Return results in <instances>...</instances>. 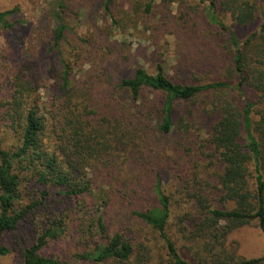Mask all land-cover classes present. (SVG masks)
Listing matches in <instances>:
<instances>
[{"label": "rangeland", "instance_id": "1", "mask_svg": "<svg viewBox=\"0 0 264 264\" xmlns=\"http://www.w3.org/2000/svg\"><path fill=\"white\" fill-rule=\"evenodd\" d=\"M57 1L0 0V11L19 9L8 17L13 23L11 29L0 23V146L13 150L19 145L9 116V102L18 92L23 96L21 109L34 107L44 118L49 148L65 145L67 135L75 129L70 125L73 120L79 130L90 136L93 145L97 141L107 143L102 148L97 146L101 153L94 161L90 159L88 169L91 196L104 204L101 210L108 226L106 233H122L134 246L133 258L144 256V264L168 258L166 244L158 232L131 213L133 207L158 204L154 184L159 179L171 202L168 232L182 255L190 259V233L181 230L199 215L195 193L207 196L214 206L219 204L218 163L207 157L208 148L196 127L183 136H164L157 131V112H146L159 105L160 93L144 90L136 102L129 99L120 84L138 67L154 73L158 64L176 81L236 82L231 71L229 35L217 21L233 28L244 40L260 28L264 0H250L259 11L257 19L247 25L234 23L231 14L223 9L224 0H214L213 6L211 0H115L111 14L105 11V0H66L64 19L68 29L59 48L54 49ZM231 94L242 106L238 94ZM248 94L255 100L252 91L248 90ZM211 96L178 102L177 120L185 116L198 125L204 119L201 108ZM126 106L132 109L126 110ZM210 119L207 122L211 123ZM76 120L80 125L85 123L83 129ZM90 133L94 135L92 139ZM24 175L25 180L30 179L28 171ZM35 181L23 184L22 202L42 198V190L47 187ZM50 190L47 198L58 205L57 217L68 216V227L41 252L71 260L75 253L95 247L100 238L93 223L97 214L90 197L89 203L80 200L71 204L54 194L55 188ZM43 224L41 221L40 227ZM38 234L26 223L6 232L2 244L9 252L0 255V264L21 262L24 249ZM94 234L96 237H91ZM228 242L238 245L240 257L264 255V233L256 221L234 230Z\"/></svg>", "mask_w": 264, "mask_h": 264}, {"label": "trees", "instance_id": "2", "mask_svg": "<svg viewBox=\"0 0 264 264\" xmlns=\"http://www.w3.org/2000/svg\"><path fill=\"white\" fill-rule=\"evenodd\" d=\"M115 0H105L104 7L111 14V4ZM210 5H214L211 0ZM223 9L230 13L236 25H247L257 19L259 11L256 3L250 0H224ZM67 10L66 0L57 1L55 15L56 27L53 48H59L64 39L68 24L64 19ZM19 9L14 7L0 11V23L11 29L8 17ZM217 24L229 35L232 75L238 80H217L205 83H190L174 80L162 64L156 72L150 73L145 67H138L131 77L121 81L132 101L141 100L144 90L162 95L156 108L149 107L146 113L157 112V131L164 136L175 133L189 135L199 129L206 148L207 157L213 158L220 169L218 184L220 197L218 205L201 193H195V203L199 215L191 223L183 225L184 233L189 232L193 255L184 257L168 232L171 216L170 197L163 189L159 179L154 184L157 205L147 208L133 207L131 213L153 228L164 240L168 258L157 264H264V255L245 258L238 255V245L229 243L228 236L234 230L256 221L264 233V12L260 28L241 39L233 28L222 21ZM68 67H66V70ZM67 74V71H66ZM66 79V76H65ZM252 91L255 100L248 96ZM232 92L239 96L242 106L232 97ZM19 93V92H18ZM15 94L9 102L12 112L11 130L16 133L19 145L13 150L0 146V255L7 254L9 248L2 244L6 232L17 230L26 223L27 228L39 233L31 245L23 251V260L17 264H144L147 259L133 258V244L120 232L107 234L108 226L103 216L104 204L93 200L90 159L94 161L100 155L97 146H104L105 141L93 145L90 136L76 126L64 146L46 145L44 118L34 108H22L23 96ZM212 94L206 106L201 108L204 119L198 123L190 122L188 117L177 120L178 102L194 100L202 95ZM132 106H126V110ZM146 110L143 111V115ZM148 117V116H147ZM210 119L211 123L207 122ZM77 124L81 127L84 125ZM83 129V127H81ZM91 139L94 137L92 133ZM102 148V147H101ZM28 171L29 180L24 172ZM36 180L43 184L42 198L22 202V187L25 182ZM34 182V183H35ZM50 188L54 194L64 197L71 204L80 200L89 203L97 215L93 218L96 233L100 238L93 249L79 251L71 260H62L42 254V249L50 240L66 233L68 223L65 217H57L55 203L49 201ZM233 206L230 207L229 205ZM60 211V210H59ZM82 211V210H79ZM63 210L60 211L62 213ZM44 221L43 227L40 222ZM91 231V230H89ZM91 237H96V234Z\"/></svg>", "mask_w": 264, "mask_h": 264}]
</instances>
